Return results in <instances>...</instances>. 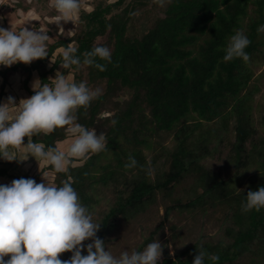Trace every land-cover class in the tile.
<instances>
[{
  "label": "trees",
  "instance_id": "trees-1",
  "mask_svg": "<svg viewBox=\"0 0 264 264\" xmlns=\"http://www.w3.org/2000/svg\"><path fill=\"white\" fill-rule=\"evenodd\" d=\"M50 1H16L17 10L34 9L41 16L52 39L46 42L44 59L0 68V97L16 71L25 75L22 86L29 93L32 71L50 85L55 72L77 84L84 82L99 89L100 95L76 110V122L103 133L106 143L103 151L73 159L66 171L58 173L50 164L41 171H51L58 187L71 183L88 209L106 199L97 233L104 242L118 217L134 218L161 194L174 204L166 207L165 215L171 208L203 212L220 206L228 210L231 223L224 231L226 241H197L173 256L165 253L158 264H192L200 251L205 252L203 264H264V208L242 211L247 192L264 187V112L263 135L256 136L253 120V100L264 69L254 76L242 58L223 59L249 6H254V15L247 25L251 43L245 52L251 56L259 50L257 29L264 25V0H164L163 7L154 0H93L88 3L93 6L90 11L82 8L79 19L63 22L62 28L44 19L58 15ZM70 46L77 49L74 55L81 65L64 69L62 50ZM96 46L110 50V61L94 58L105 71L83 65V54ZM229 131L233 140L227 141L228 163L236 171H253L242 189L236 188L234 175L224 178L202 163ZM167 137L172 139L170 146ZM67 138L65 128L32 137L45 150ZM130 155L137 165L126 169ZM14 162H0V177ZM41 171L11 177L40 183ZM186 179L191 182L182 200L173 197L176 186ZM82 254H87L86 247ZM71 255L65 252L60 259Z\"/></svg>",
  "mask_w": 264,
  "mask_h": 264
},
{
  "label": "clouds",
  "instance_id": "clouds-1",
  "mask_svg": "<svg viewBox=\"0 0 264 264\" xmlns=\"http://www.w3.org/2000/svg\"><path fill=\"white\" fill-rule=\"evenodd\" d=\"M154 2L164 6V0ZM50 7L58 13L55 20L61 27V21H72L81 4L80 0H51ZM257 31L264 32V25ZM49 39L42 29L24 27L17 32L0 27V65H28L44 59L48 56L46 42ZM250 43L242 31H237L230 37L223 59L242 58L248 62L250 57L245 49ZM76 51L71 46L62 50V68L81 65L80 58L74 55ZM83 56V65L94 66L100 71H105L106 66L95 63L94 58L111 59L110 50L105 46H96ZM49 80L51 85L34 80V94L21 99L18 105L11 96L0 104V158L12 162L24 161L31 156L37 161H46L59 173L66 171L73 159L85 158L89 152L103 151L106 141L103 133L98 135L95 130L77 123L75 115L78 108L87 107L97 98L100 90L90 89L84 82L77 84L62 73ZM57 128H65L72 138L65 150L57 147L45 150L43 143L33 142L34 135H48ZM21 148L25 157L17 159L16 152L10 149L19 151ZM128 160L126 169L136 167L134 157L130 155ZM148 174H151L150 170ZM261 208H264V187L249 190L242 211H259ZM100 228L101 224L93 222L92 214L82 205L69 182L58 187L20 178L0 185V264H158L161 260L163 246L159 240L148 243L143 251H122L114 256L106 250L104 240L97 236ZM84 241L91 242L85 246ZM85 247L86 255L82 254ZM167 247L171 250L172 245ZM65 252H71V257L60 259ZM204 257L205 252H198L192 264H203ZM210 258L219 259L218 256Z\"/></svg>",
  "mask_w": 264,
  "mask_h": 264
},
{
  "label": "rangeland",
  "instance_id": "rangeland-1",
  "mask_svg": "<svg viewBox=\"0 0 264 264\" xmlns=\"http://www.w3.org/2000/svg\"><path fill=\"white\" fill-rule=\"evenodd\" d=\"M16 1L17 0H0V27L5 28L6 25L13 31L23 29L24 27L28 28L29 30L42 29L45 32L50 29L45 22V25L42 24L43 19L38 13L34 11V9H32V11H34L35 16L34 14H29V11L23 12L20 9L17 10ZM90 1L93 0H80L81 7L74 15L72 22H75L79 19L80 10H82V8L86 11H90L92 9L93 6L88 4ZM253 11L254 6H249L248 15L243 19L241 28L237 30L242 31L245 36L248 22L254 15ZM36 16H38L40 20L34 22L33 17ZM45 19H47V17ZM48 20L56 22L55 17H49ZM63 22L64 21L60 22V26H62ZM69 32L73 33L74 30L70 29ZM49 38L51 41L52 38ZM249 57V61L246 62L247 67L252 70L254 76H257L264 69V32H261L259 38V50ZM45 66L47 69L51 67L49 63H46ZM55 75H57V72L52 73L50 78H54ZM67 79H70V77ZM258 86L259 92L256 93L253 100V120L254 126L257 130L256 136L263 135L260 117L264 112V77L259 80ZM232 140L233 133L232 131H229L225 134L224 142L217 144L212 154L205 158L202 163L210 171L221 172L224 178L234 175V179L237 180L236 188L242 189L245 187L246 181L249 179L253 171L252 169H241L236 171V169L232 168V166L228 163L227 155L229 151V145L227 141ZM71 141L72 138L69 137L63 142L58 143L57 148L65 150L70 145ZM165 141L168 146L172 144L171 137H167ZM33 162L35 164L31 166L30 169H28V172L31 174L38 173L48 164L46 161L37 162V160H33ZM79 163L80 162H74V164ZM24 171H21L22 175L26 173H24ZM5 176H8L7 179H0V185L11 183L13 181L11 176L14 175H9V173H7ZM39 178L40 183L47 182L54 184L52 172L49 170L41 171ZM190 182V179H186L182 183L178 184L173 192V197L182 200V194L184 190L188 188ZM105 196L109 198L107 191H105ZM184 201L185 200L183 199V202ZM172 205H174L173 201H170L169 199H163L161 194H159L157 195V200L155 203L151 204L134 218L130 220H124L123 218L118 217L116 220V227L110 234H108L105 239L106 250L111 252L114 256H118L122 251H128L129 253H131L133 250L143 251L148 243L159 240L163 246V258L165 253L170 255L171 251L173 254L170 256H173L175 253L182 251L187 246H190L197 241H226L227 238L224 234V231L226 226L230 225L231 221L228 217V210L225 207L216 206L208 208L203 212L200 210L188 212L181 211L177 208H171L168 214L165 215L166 207H172ZM106 209V199L101 198L97 205H95L92 209H89V212L93 217V222L99 223L101 214ZM90 242L91 241H84L83 243L86 246ZM169 244L172 245L171 250L167 247ZM63 255L64 253L61 254L60 257Z\"/></svg>",
  "mask_w": 264,
  "mask_h": 264
},
{
  "label": "crops",
  "instance_id": "crops-1",
  "mask_svg": "<svg viewBox=\"0 0 264 264\" xmlns=\"http://www.w3.org/2000/svg\"><path fill=\"white\" fill-rule=\"evenodd\" d=\"M29 12H30L29 14H34V16H35L34 11H32V10L30 11L29 10ZM36 17H33L34 18V20H33L34 22L35 21L37 22L38 20H40L38 18V16H36ZM45 20H48V17ZM48 22H50V21L48 20ZM42 24L45 25V23H44L43 20H42ZM6 28L9 29V27H7L5 25V29ZM1 67H3V65H0V68ZM37 74L38 73L36 71H32L31 72V75L29 77V81H28V84L27 85L29 86V88H30L31 91H32V84H33L34 80L39 79ZM24 78H25V75L24 74H21L19 71L14 72V73H12V74L9 75V77H8V83L4 87L3 94L0 97V104L5 103L6 100H7V98L9 96H11V97H13L15 99V102L18 105L21 99L28 98V97H30V96H32L34 94L33 91H32V93H29V92H27L23 88L22 81H23ZM24 143L25 144L27 143V137H25ZM10 150L16 152L17 159H24L25 152H24L23 148H21L19 151L15 150V149H10ZM33 160L36 161V159L34 157L29 156L27 160H24V161H15L14 164L8 170L9 175H14V176L22 175L21 171H24V169H25L24 173L25 172L27 173L28 172V169H30L31 166H33L35 164L33 162ZM0 162H8V161L0 158ZM47 165H49V164H47ZM7 177L8 176H5V177L2 176V177H0V179L3 180V178H4V180H6ZM8 182H10V181H8ZM6 184H10V183H6Z\"/></svg>",
  "mask_w": 264,
  "mask_h": 264
}]
</instances>
